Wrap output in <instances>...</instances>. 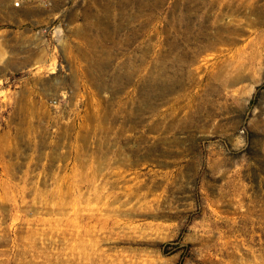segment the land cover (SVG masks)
Instances as JSON below:
<instances>
[{
  "label": "rangeland",
  "instance_id": "rangeland-1",
  "mask_svg": "<svg viewBox=\"0 0 264 264\" xmlns=\"http://www.w3.org/2000/svg\"><path fill=\"white\" fill-rule=\"evenodd\" d=\"M0 264H264V0H0Z\"/></svg>",
  "mask_w": 264,
  "mask_h": 264
},
{
  "label": "bare ground",
  "instance_id": "bare-ground-1",
  "mask_svg": "<svg viewBox=\"0 0 264 264\" xmlns=\"http://www.w3.org/2000/svg\"><path fill=\"white\" fill-rule=\"evenodd\" d=\"M124 131V130H123ZM119 133V132H118ZM121 134V133H120ZM122 135V134H121ZM110 145V144H109ZM105 147V145H103ZM107 153V152H106ZM145 156V155H144ZM147 156V155H146ZM124 158V157H123Z\"/></svg>",
  "mask_w": 264,
  "mask_h": 264
}]
</instances>
